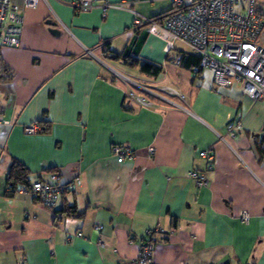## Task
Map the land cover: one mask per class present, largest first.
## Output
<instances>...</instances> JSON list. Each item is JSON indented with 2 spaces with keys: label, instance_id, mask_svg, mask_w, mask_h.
<instances>
[{
  "label": "crops",
  "instance_id": "obj_1",
  "mask_svg": "<svg viewBox=\"0 0 264 264\" xmlns=\"http://www.w3.org/2000/svg\"><path fill=\"white\" fill-rule=\"evenodd\" d=\"M69 1L25 7L19 44L0 45L12 73L0 78V119L8 121L0 123V264H125L156 225L175 229L155 243L157 264H264V158L257 152L260 143L264 152V98H250L238 82L216 87L207 68L193 72L196 55L183 43L167 52L161 36L130 30L134 10L154 16L169 0H134L105 13ZM112 52L162 69L146 74ZM177 52L180 65L169 60ZM116 71L157 89L177 87L184 99L162 92L174 105L141 91L155 103L143 106ZM236 120L230 135L226 124ZM43 121L45 131L23 129ZM115 143L133 157L117 161ZM207 147L215 165L197 186L188 170L205 167L198 152ZM11 157L28 167L31 181L50 167L77 181L52 207L27 193L5 196ZM70 204L82 214L59 211Z\"/></svg>",
  "mask_w": 264,
  "mask_h": 264
},
{
  "label": "built area",
  "instance_id": "obj_2",
  "mask_svg": "<svg viewBox=\"0 0 264 264\" xmlns=\"http://www.w3.org/2000/svg\"><path fill=\"white\" fill-rule=\"evenodd\" d=\"M38 0H0V45L17 46L23 24V9L34 6ZM134 0H70L69 4L79 11H88L99 7L102 13L108 8H126ZM171 10L158 17L145 16L133 11V21L130 30H142L161 36L165 40L168 52L174 41H179L189 47L196 55L191 70L198 72L207 68L212 72V82L216 87H225L234 82L241 85L242 91L252 99L264 98V11L255 8V0H169ZM61 25L62 22H60ZM64 26V25H63ZM173 64L182 63V55L169 59ZM122 79L131 82L142 92L158 97L171 104L178 105L162 92L177 95L184 99V94L177 87L169 84L153 86L137 81L130 76L115 72ZM135 88L127 91V96L143 106L153 107L155 103L137 94ZM0 123H8L0 119ZM240 125L239 120L228 122L226 131L232 135ZM26 132L33 133L40 129L37 122L23 126ZM148 151L152 153L153 148ZM111 152L117 161L132 158L133 153L124 144L115 143ZM199 156L205 160V167L200 170H188L197 186L207 184V173L215 165V153L212 147L199 150ZM76 179L62 180L57 170L49 171L47 177H39L31 181L30 187H19L17 192L27 193L37 198L43 205L52 207L59 196L74 186ZM239 217L247 221L249 213L241 210ZM101 228V224L96 226ZM173 227L153 226L145 229L136 255L128 258L125 264H157L153 258L155 243L161 237L173 235ZM76 235H81L80 231ZM97 242L101 243L98 236Z\"/></svg>",
  "mask_w": 264,
  "mask_h": 264
},
{
  "label": "trees",
  "instance_id": "obj_3",
  "mask_svg": "<svg viewBox=\"0 0 264 264\" xmlns=\"http://www.w3.org/2000/svg\"><path fill=\"white\" fill-rule=\"evenodd\" d=\"M170 10H171V7L163 11L162 13L154 15L153 17H158L162 14L167 13ZM109 55L110 57L115 58V59L121 58L122 61H124L125 63L131 66L138 65L140 71L146 74H149V75H155L159 73L160 70L162 69V66L160 64H156L150 60L140 58L139 56L126 57L125 55H121L115 52H112ZM194 62L195 63L197 62V58H195ZM0 64H1V71H2L0 78H2L3 80L10 79L12 75L10 68L1 59H0ZM47 125L48 124L46 123V121H43V125L40 126V129L38 131H45L47 129L46 127ZM260 144L257 146V152L260 158H264L263 146H262V143ZM49 169L50 171L56 170L54 169V167H50ZM29 173L30 171L28 167L22 161H20L19 159L15 157H11V161H10L7 173H6V187L4 189V195L12 196L14 193L17 192L19 187H26V188L30 187L31 180L29 177ZM59 211L64 212L65 214H77V215L82 214V212L77 210L74 204H70L64 208H61Z\"/></svg>",
  "mask_w": 264,
  "mask_h": 264
},
{
  "label": "rangeland",
  "instance_id": "obj_4",
  "mask_svg": "<svg viewBox=\"0 0 264 264\" xmlns=\"http://www.w3.org/2000/svg\"><path fill=\"white\" fill-rule=\"evenodd\" d=\"M255 8H256L258 11H264V0H255ZM106 60H107V62H108L109 64H111L113 67L123 70V67L120 66L119 64H117V63H115V62H113V61H111V60H108V59H106ZM135 90H136L137 92H139V93L142 94V92L139 91L138 89L135 88Z\"/></svg>",
  "mask_w": 264,
  "mask_h": 264
},
{
  "label": "water",
  "instance_id": "obj_5",
  "mask_svg": "<svg viewBox=\"0 0 264 264\" xmlns=\"http://www.w3.org/2000/svg\"><path fill=\"white\" fill-rule=\"evenodd\" d=\"M50 32H52L53 34H59L60 33V30L56 27H50L49 28Z\"/></svg>",
  "mask_w": 264,
  "mask_h": 264
}]
</instances>
